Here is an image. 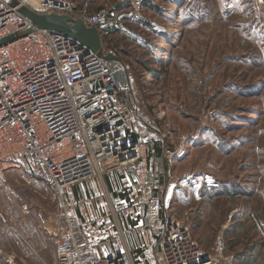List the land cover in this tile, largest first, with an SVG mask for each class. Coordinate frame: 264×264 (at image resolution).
<instances>
[{
	"label": "rangeland",
	"instance_id": "rangeland-1",
	"mask_svg": "<svg viewBox=\"0 0 264 264\" xmlns=\"http://www.w3.org/2000/svg\"><path fill=\"white\" fill-rule=\"evenodd\" d=\"M68 1L122 22L101 43L125 66L134 141L171 164L159 183L148 162L164 221L203 257L221 235L234 264H264V0ZM54 202L27 167L0 173V264L57 258Z\"/></svg>",
	"mask_w": 264,
	"mask_h": 264
},
{
	"label": "built area",
	"instance_id": "built-area-1",
	"mask_svg": "<svg viewBox=\"0 0 264 264\" xmlns=\"http://www.w3.org/2000/svg\"><path fill=\"white\" fill-rule=\"evenodd\" d=\"M14 1L15 7L0 0V39L31 26L18 12L21 6L37 14L76 19L68 0ZM77 19L100 36L122 25L112 10ZM103 51L113 54L104 47ZM129 91L121 61L103 60L61 34L35 29L0 47V173L27 167L55 201L51 225L56 229L57 260L40 264H147L134 260L124 245L117 254L94 257L93 243L77 215L86 213L88 203L70 191L89 180L104 187L107 177L130 179L141 190L130 203L113 198L106 189L103 198L120 237L122 223L135 209H145L144 228L159 236L157 264H234L221 235L215 241L216 257L200 262L201 250L187 229L162 221V198L146 182L151 175L147 148L135 142L130 131L135 107L121 99ZM104 237L111 245L110 235Z\"/></svg>",
	"mask_w": 264,
	"mask_h": 264
},
{
	"label": "crops",
	"instance_id": "crops-1",
	"mask_svg": "<svg viewBox=\"0 0 264 264\" xmlns=\"http://www.w3.org/2000/svg\"><path fill=\"white\" fill-rule=\"evenodd\" d=\"M148 162L150 169L159 176V183H164V175H171V164L166 162L159 150L148 152ZM152 177H148L147 183ZM174 182L170 180L169 186ZM168 186V187H169ZM104 189L113 198L130 203L131 199L141 195V190L132 180H125L120 177L105 178L104 187L97 180H89L77 185L70 191V195L75 198H84L88 203V208L85 214L77 213L81 227L87 237L93 243V254L96 259H103L105 256H110L121 252L123 245L132 254L134 260L144 259L147 264H157L160 260V252L157 246L159 236L151 234L144 228L145 209L137 208L126 219L122 225V236H118L117 231L112 226V221L107 213L105 201L103 198ZM169 191V188L167 189ZM166 217V214H164ZM162 215V221L165 218ZM49 225L50 232L55 236L56 229ZM91 224L93 227L91 228ZM89 228L91 230L89 231ZM92 231V232H91ZM110 235L112 244H106L105 237ZM54 244V243H53ZM15 259V258H14ZM57 260V258L55 259ZM5 264H11L8 260ZM15 264L16 263L15 261Z\"/></svg>",
	"mask_w": 264,
	"mask_h": 264
},
{
	"label": "water",
	"instance_id": "water-1",
	"mask_svg": "<svg viewBox=\"0 0 264 264\" xmlns=\"http://www.w3.org/2000/svg\"><path fill=\"white\" fill-rule=\"evenodd\" d=\"M11 6H17L14 0H3ZM18 12L29 20L31 26L18 34L10 35L0 39V47L12 43L30 33L35 29L45 30L50 33L61 34L78 42L81 46L86 47L93 53L97 54L103 60L120 61L119 58L111 53L104 54L101 38L96 28H88L80 19H74L68 15L58 14H37L28 8L21 6ZM206 257H201L200 262H206Z\"/></svg>",
	"mask_w": 264,
	"mask_h": 264
},
{
	"label": "bare ground",
	"instance_id": "bare-ground-1",
	"mask_svg": "<svg viewBox=\"0 0 264 264\" xmlns=\"http://www.w3.org/2000/svg\"><path fill=\"white\" fill-rule=\"evenodd\" d=\"M30 5L35 6L33 3L29 2Z\"/></svg>",
	"mask_w": 264,
	"mask_h": 264
},
{
	"label": "trees",
	"instance_id": "trees-1",
	"mask_svg": "<svg viewBox=\"0 0 264 264\" xmlns=\"http://www.w3.org/2000/svg\"><path fill=\"white\" fill-rule=\"evenodd\" d=\"M134 139H136V138H134Z\"/></svg>",
	"mask_w": 264,
	"mask_h": 264
}]
</instances>
